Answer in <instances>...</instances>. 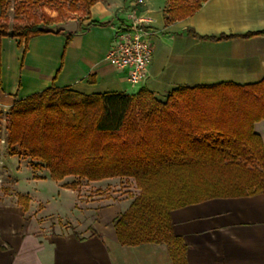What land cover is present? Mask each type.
<instances>
[{"label": "crops", "instance_id": "0c3cea01", "mask_svg": "<svg viewBox=\"0 0 264 264\" xmlns=\"http://www.w3.org/2000/svg\"><path fill=\"white\" fill-rule=\"evenodd\" d=\"M135 1L97 0L82 24H62L61 31L27 43L2 38L0 126L15 100L52 86L85 95H134L144 88L164 102L179 87L251 85L264 79V35L242 37L264 31V0H206L192 15L169 24V0H143L138 10L150 21L153 58L145 81L130 85L127 70L111 66L105 56L115 30L129 25L125 13ZM92 21L108 24L87 26ZM189 30L200 37H231L206 40ZM253 132L264 148V120L253 124ZM0 156L15 162L16 169L25 162ZM36 175L39 182L51 180L43 168L31 170L30 176ZM121 213L113 205L97 210L90 233L77 234L78 239L73 230L38 235L27 229L19 207L0 205V264H172L165 245H120L113 222ZM170 218L174 235L186 247L187 264H264V193L213 198L174 209Z\"/></svg>", "mask_w": 264, "mask_h": 264}, {"label": "trees", "instance_id": "16d2710c", "mask_svg": "<svg viewBox=\"0 0 264 264\" xmlns=\"http://www.w3.org/2000/svg\"><path fill=\"white\" fill-rule=\"evenodd\" d=\"M78 1L88 18L97 0ZM204 1L169 0L165 23L192 15ZM5 2L0 0V49L4 37L27 43L66 17L59 9L55 17L28 15L10 27L1 14ZM70 11L76 12L74 5ZM188 33L213 41L231 37ZM253 35L264 31L242 37ZM262 120L264 79L179 87L164 102L144 88L134 95H85L52 86L14 101L5 114L4 140L10 156L29 160L32 170L45 169L55 182L132 179L138 193L113 222L118 243L162 244L172 264H187L183 240L172 231L171 211L213 198L264 193V148L253 132V124ZM17 203L28 210L27 196Z\"/></svg>", "mask_w": 264, "mask_h": 264}, {"label": "rangeland", "instance_id": "374dc122", "mask_svg": "<svg viewBox=\"0 0 264 264\" xmlns=\"http://www.w3.org/2000/svg\"><path fill=\"white\" fill-rule=\"evenodd\" d=\"M71 5L75 6L76 12L70 11ZM59 9H63L66 17L59 24L51 23V32L55 31L57 25L82 24L86 19V11L78 0H6L1 14L12 27L19 20L26 22L28 15L55 17ZM5 135L4 122L0 126V154L10 156L6 149ZM18 158L27 164L23 162L24 165L16 169L15 162H5L0 156L3 163L0 164V205L21 209L17 198L27 196L28 210L23 212L21 209L22 216L27 229L38 235H57L69 230L79 235L89 234L91 227L88 225L95 220L97 210L113 205L119 214L127 209L138 193L133 180L127 178L90 182L66 177L60 182H39L40 176H30L32 169L29 160ZM37 173L42 175V171ZM72 184L75 187H71Z\"/></svg>", "mask_w": 264, "mask_h": 264}, {"label": "built area", "instance_id": "2783aa9c", "mask_svg": "<svg viewBox=\"0 0 264 264\" xmlns=\"http://www.w3.org/2000/svg\"><path fill=\"white\" fill-rule=\"evenodd\" d=\"M136 0L125 13L128 26L116 29L105 61L118 70H127V82L137 86L145 81L153 58L150 21L141 16Z\"/></svg>", "mask_w": 264, "mask_h": 264}, {"label": "water", "instance_id": "95a60500", "mask_svg": "<svg viewBox=\"0 0 264 264\" xmlns=\"http://www.w3.org/2000/svg\"><path fill=\"white\" fill-rule=\"evenodd\" d=\"M62 29H64V26H62V25H57V26H56V29H55L54 32H59V31H61Z\"/></svg>", "mask_w": 264, "mask_h": 264}]
</instances>
